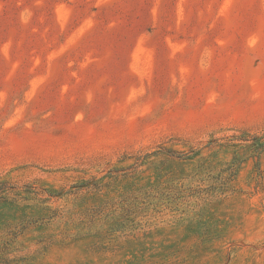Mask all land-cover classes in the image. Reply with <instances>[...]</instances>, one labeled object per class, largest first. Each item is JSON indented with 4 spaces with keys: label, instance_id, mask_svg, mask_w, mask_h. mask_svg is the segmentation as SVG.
<instances>
[{
    "label": "rangeland",
    "instance_id": "rangeland-1",
    "mask_svg": "<svg viewBox=\"0 0 264 264\" xmlns=\"http://www.w3.org/2000/svg\"><path fill=\"white\" fill-rule=\"evenodd\" d=\"M0 195V264H264V0H0Z\"/></svg>",
    "mask_w": 264,
    "mask_h": 264
},
{
    "label": "trees",
    "instance_id": "trees-1",
    "mask_svg": "<svg viewBox=\"0 0 264 264\" xmlns=\"http://www.w3.org/2000/svg\"><path fill=\"white\" fill-rule=\"evenodd\" d=\"M188 158H193V156H189ZM3 184H5V183H3ZM10 188H12V187H10ZM4 190H7V189H3V191ZM28 190V189H27ZM28 192H30V190H28ZM0 198L2 199H4V200H6V197L5 196H3V195H0Z\"/></svg>",
    "mask_w": 264,
    "mask_h": 264
}]
</instances>
